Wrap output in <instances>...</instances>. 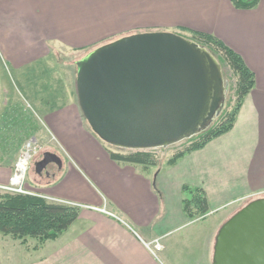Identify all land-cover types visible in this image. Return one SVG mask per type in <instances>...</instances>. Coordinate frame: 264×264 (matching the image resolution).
I'll return each mask as SVG.
<instances>
[{"label":"crops","instance_id":"0c3cea01","mask_svg":"<svg viewBox=\"0 0 264 264\" xmlns=\"http://www.w3.org/2000/svg\"><path fill=\"white\" fill-rule=\"evenodd\" d=\"M145 32L187 40L206 34L242 59L254 87L231 131L172 166L119 164L83 124L72 74L54 75L52 98L27 96L71 164L27 187L47 202L78 206V217L36 251H27L34 240L22 246L0 234V264H212L216 235L239 200L264 194V0L252 10H236L230 0H0V60L21 78L39 64L51 69L61 52L89 55ZM11 173L0 167V185ZM184 187L202 191L207 215L183 213ZM158 238L163 249L155 259L144 243Z\"/></svg>","mask_w":264,"mask_h":264},{"label":"water","instance_id":"95a60500","mask_svg":"<svg viewBox=\"0 0 264 264\" xmlns=\"http://www.w3.org/2000/svg\"><path fill=\"white\" fill-rule=\"evenodd\" d=\"M76 97L91 132L130 151L167 148L207 130L225 103L220 65L196 43L167 32L128 36L77 64ZM60 158L46 152L41 175ZM212 264H264V197L235 212L219 229Z\"/></svg>","mask_w":264,"mask_h":264},{"label":"trees","instance_id":"16d2710c","mask_svg":"<svg viewBox=\"0 0 264 264\" xmlns=\"http://www.w3.org/2000/svg\"><path fill=\"white\" fill-rule=\"evenodd\" d=\"M260 0H230L236 10H252L257 7ZM192 42L213 45L222 55V60L231 71L234 79L232 99L228 104L224 103L221 113L214 118L210 127L201 134L187 140L189 143L181 151L177 152L166 163L174 165L185 155L201 150L210 141L219 138L231 131L236 116L240 110L244 97L254 87V76L248 70L242 59L232 50L225 47L212 36L202 33H192ZM112 161L119 164L138 165L144 168L156 167L153 154L143 151H129L127 153H115L109 151ZM183 194L189 198L182 200L183 213L189 219H196L208 214L207 202L200 190L182 189ZM78 217V208L60 203L47 202L43 197L24 195H0V234L9 237L13 241L26 246L28 240L37 242V246L31 250L36 251L46 242L55 241L58 236ZM27 249V248H26Z\"/></svg>","mask_w":264,"mask_h":264},{"label":"rangeland","instance_id":"374dc122","mask_svg":"<svg viewBox=\"0 0 264 264\" xmlns=\"http://www.w3.org/2000/svg\"><path fill=\"white\" fill-rule=\"evenodd\" d=\"M199 43L200 44L197 45L210 54L220 65L225 88V104H228V101L232 99V91L234 88V79L232 78L231 71L225 64V61L222 60L221 53L213 45H206L201 42ZM88 52L89 50L79 53H72L69 51L61 52L60 59H55V61L50 63L51 69L46 68L43 64H39L38 66L41 68L38 67V70H35L37 68L36 66L30 68L26 71V76L23 78L17 77V74H15L8 67L5 68V65L0 60V167H13L22 146L29 141L33 140L37 142V144H40L41 150L31 161L26 176L25 187L30 191L31 189H29L27 185L30 187L40 185L48 180L47 175L51 176L57 174V167L53 163L47 166L45 173L41 175L36 174L34 165L41 160L44 153L51 152L60 158L63 165L62 169L65 165L67 166V164H71V161L70 157L64 152L61 145L60 149L58 148V142L55 140L54 136L50 135L41 123L39 118L40 113L32 105L27 94L31 91L39 98V100L42 99L45 102L46 100H49L50 97L52 98L53 95L50 96L51 92L53 93L59 90V87H57L58 81H54L52 77L54 75L58 78L65 75L68 77L72 74L74 82V95L76 96L75 81L77 64L85 58ZM81 119L83 124L88 127L84 118L81 117ZM188 144L187 140H184L167 148L153 149L143 152L153 154L157 166L162 167L166 165L169 159H171L177 152L185 148ZM104 145L109 151L115 153H127L130 151L114 148L106 145L105 143ZM1 194L4 193L0 191V195ZM260 197H264V194L258 196L257 198ZM257 198H249L245 201L244 199L239 200V203H243L237 210ZM229 209L230 207L222 208L220 211L216 212L215 217L227 212ZM212 218H210V220H212ZM35 243L31 242L30 248ZM30 248L27 249V251H30ZM25 256L27 259L34 258L33 254ZM24 260L25 259H23V261Z\"/></svg>","mask_w":264,"mask_h":264},{"label":"built area","instance_id":"2783aa9c","mask_svg":"<svg viewBox=\"0 0 264 264\" xmlns=\"http://www.w3.org/2000/svg\"><path fill=\"white\" fill-rule=\"evenodd\" d=\"M41 150V145L31 140L24 144L18 154V157L12 167L11 176L5 185H0V191L11 195H24V196H35L37 195L32 190H28L25 187L26 176L29 170V166L34 157ZM39 196V195H38ZM78 207V206H77ZM104 212V211H102ZM145 248L150 255L158 259V255L161 252L162 244L160 239H154L150 243H144Z\"/></svg>","mask_w":264,"mask_h":264},{"label":"flooded vegetation","instance_id":"af4514ba","mask_svg":"<svg viewBox=\"0 0 264 264\" xmlns=\"http://www.w3.org/2000/svg\"><path fill=\"white\" fill-rule=\"evenodd\" d=\"M41 159H42V158H41ZM39 161H40V160H39ZM39 161H38V162H39ZM38 162H37V163H38ZM35 164H36V163H35ZM43 173H45V171H43L42 174H43Z\"/></svg>","mask_w":264,"mask_h":264}]
</instances>
